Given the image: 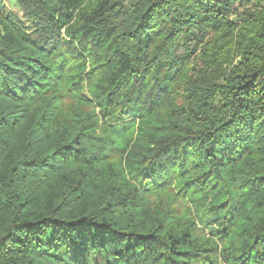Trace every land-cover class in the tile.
I'll list each match as a JSON object with an SVG mask.
<instances>
[{"label": "trees", "instance_id": "1", "mask_svg": "<svg viewBox=\"0 0 264 264\" xmlns=\"http://www.w3.org/2000/svg\"><path fill=\"white\" fill-rule=\"evenodd\" d=\"M0 264H264V0H0Z\"/></svg>", "mask_w": 264, "mask_h": 264}, {"label": "rangeland", "instance_id": "2", "mask_svg": "<svg viewBox=\"0 0 264 264\" xmlns=\"http://www.w3.org/2000/svg\"><path fill=\"white\" fill-rule=\"evenodd\" d=\"M11 5H13V4H11Z\"/></svg>", "mask_w": 264, "mask_h": 264}]
</instances>
